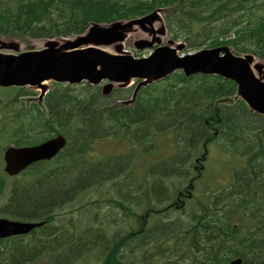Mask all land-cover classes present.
Here are the masks:
<instances>
[{
	"label": "trees",
	"instance_id": "trees-1",
	"mask_svg": "<svg viewBox=\"0 0 264 264\" xmlns=\"http://www.w3.org/2000/svg\"><path fill=\"white\" fill-rule=\"evenodd\" d=\"M158 8L166 9L171 38L186 42L188 49L228 45L264 60V0H0V36L68 37L84 33L92 22L130 20ZM149 89L129 108L105 104L109 100L98 95L73 98L63 91L48 102L47 114L13 110L6 123L0 120V139L16 147L39 144L49 132L69 139L57 158L15 178L0 202V217L44 222L27 235L0 239V264H228L237 259L264 264V116L251 114L239 99L228 103L236 85L218 76L175 73ZM18 101L12 93L0 96V116ZM14 123L16 128L6 132ZM110 137L144 154L93 159L94 146ZM162 138L174 152L147 168L148 179L133 177L136 159L156 151ZM218 139L240 161L230 184L209 189L189 210L176 208L172 202L195 188L209 159L205 148ZM108 169L124 174L126 181L118 184L142 191L138 199H146L131 206L106 202L136 222L112 237L107 225L118 224V214L110 218L100 201L90 199L111 182ZM7 185L0 176V194ZM74 212L77 219H86L88 212L93 218L67 219ZM159 228L168 232L155 240ZM146 237L153 243L139 242ZM133 243L136 250L124 256ZM85 252L90 255L83 260Z\"/></svg>",
	"mask_w": 264,
	"mask_h": 264
},
{
	"label": "water",
	"instance_id": "water-1",
	"mask_svg": "<svg viewBox=\"0 0 264 264\" xmlns=\"http://www.w3.org/2000/svg\"><path fill=\"white\" fill-rule=\"evenodd\" d=\"M160 12L157 10L144 18L110 26L93 24L85 35L73 40L48 41L45 48L39 51L22 53L20 43L0 40V51L18 53H0V87L30 85L41 89L44 96L48 90L44 83L48 81L77 84L89 80L97 85L109 80L126 87L138 79L141 82L135 91V99L141 87L182 70L186 77L196 74L218 75L234 81L237 96L248 104L250 111L264 115V63L254 64L256 59L253 55L237 57L230 47L225 46L181 57L178 52L185 45H176L172 41L169 44H175L173 48H157L148 58L135 59L125 52L123 43L136 26L154 36L152 41L136 42L137 49L153 48L155 43L161 42L155 36L165 35V27L158 31L154 29V24L161 21ZM111 45L119 55L99 48ZM84 46L87 48L81 49ZM112 90L113 85L108 84L104 94L108 95ZM64 145L65 140L60 137L36 147L10 148L5 154L6 172L17 175L36 161L51 159ZM42 225L0 220V238L24 235ZM241 263V260H237L230 264Z\"/></svg>",
	"mask_w": 264,
	"mask_h": 264
},
{
	"label": "rangeland",
	"instance_id": "rangeland-1",
	"mask_svg": "<svg viewBox=\"0 0 264 264\" xmlns=\"http://www.w3.org/2000/svg\"><path fill=\"white\" fill-rule=\"evenodd\" d=\"M164 18L165 17H163V19L160 22L156 23L155 27L157 29L160 30V29H162V27L165 26ZM151 37H152V35L149 32H145L143 29L136 27L129 34L127 40L124 43V48H125V50L131 52L135 56H138V57L145 56L146 57V56H148L150 54L151 50L138 51L134 47V44L138 40L151 39ZM170 37L171 36L168 33L166 35L159 36L158 39H160L161 42H160V44H157L156 46L166 45L167 42L169 40H171ZM184 43L186 44V47H185L184 51L182 53H180L181 55L192 54V53L198 52L199 50H202L204 48V47H202L200 49H198V48H196V49H188L187 48L188 47L187 43L186 42H184ZM30 45H32L31 48H34V49L42 48V46L44 45V40H31L30 41ZM22 48H24V46H22ZM103 48L105 50L109 51V52L115 53V47L114 46L103 47ZM49 85L51 86L52 84L49 83ZM84 88L92 89V88H89L88 86H83L81 88L75 89L74 92L71 93V95L74 96V95L80 94L82 89H84ZM94 90H96V91H93V92H95L97 94L102 93V87H101V89H94ZM97 91H99V92H97ZM122 94H123V96L126 95L124 93H122ZM81 95H82V97L84 96V94H81ZM130 96H131V94H130ZM29 97H35V95L29 96ZM29 97H26L25 101H27ZM108 102H110V101H107V103ZM229 102H231V104H234L233 103L234 102V97L231 98V100H229ZM13 106L16 109H19V104L18 103L13 105ZM29 107H31V104H26V108L23 107L24 111H27L29 109ZM20 110H22V107H20L19 111ZM12 111H13V109L11 107L3 110V113H2L3 115L0 116V120H4V122L6 123L7 115L9 113H11ZM0 125H1V123H0ZM16 126H17V124L14 123L11 127H9L7 129L6 132H12V130L14 128H16ZM48 136H49V134H47L46 137L48 138ZM4 137H7V134H5ZM156 140H159V139H156ZM102 142L103 141H100L94 146V151H93V155L92 156L97 158V159L107 158L109 156L115 157V156L118 155L117 153L124 152V151H126L127 149L130 148V144L129 143H127L125 141L116 140V139H113V138H110V140H107L106 141V143H107L106 145H102L101 148H98L99 145L102 144ZM10 143H11L10 141H6V140H3V139H0V153H1V157H0V176L5 178L6 179V183H8V184H10L12 182V179L11 178L9 179V177L6 174H2V173H4V168H5L4 161L2 160L3 159V155L2 154L4 153V150H6L8 146H10L9 145ZM159 144H160V146H159V148L156 151H154V152H152L150 154H146L144 156L140 155V157L136 159V161H135L136 170H135V173H134L133 177H135V178H137L139 180L148 179V177L145 174V171L147 170V168L149 166H151L152 164L158 162V161L164 160L166 158V156L171 155L174 152V150L176 149V148H171L170 146H168L167 145V141L164 138L160 139ZM120 154H122V153H120ZM208 155H210V157L208 159V162H207L206 166L204 167L205 168V172H204L201 180L198 181V183H196V187H195V192L194 193H195V196L197 197V199H200L201 198L200 196L202 194H205L209 189L210 190H217V189H221V188L229 185L230 182H231L230 178H231L233 170L235 168H237L238 166H240L239 158L237 156H235L234 154H232L231 152H229L226 149L225 146L223 147V141L220 140V139H218L214 143V145L210 146ZM1 160H2V163H1ZM110 170L111 169H108V171L106 170L107 173H105V174H107V176L108 175L110 176L111 174H114L113 170L111 172H110ZM228 175L230 176L229 179L227 177ZM151 178H153V177H151ZM118 180L119 179L114 180L113 183L120 190L113 189L112 187H110L109 189H106L107 191L111 192V193H109V196H107V198L110 199L111 196H112L113 198L121 199V200L124 201L125 205L129 204L128 206L134 205V202H136V201L138 202V200L142 199V198L138 199V196L142 194V191H140V190L137 191L136 190V193H134V194L127 193L126 192L127 190H121V189H126V188H124L123 184H118ZM166 184L169 185L170 182L166 183ZM161 185L162 184H158L157 187H159ZM157 187H155V190H157ZM144 191H146V190H144ZM8 192H9V189L7 188L5 194L6 193L8 194ZM121 192H125V193L121 194ZM145 193H147V192H145ZM157 194L158 193L156 192L155 195H157ZM155 195L149 194L147 197H150V196L154 197ZM91 196H93V197H91L90 199L98 200V201H100L102 203V205H103L102 213L103 212H108V216L110 218L116 217V214H115L116 211L114 209H110L112 207H107V205H106V202L108 201V199H102L101 196L96 195V194L91 195ZM162 197H165V195H163ZM3 199H4V196L0 195V202L3 201ZM124 199H126V200H124ZM142 200H146V199H142ZM192 201H194V199ZM140 211H141V209H138V212H140ZM90 213L85 215L86 219H92L93 218V216H92L93 213H91V214ZM67 214H68L67 219L73 215L77 222L79 220L87 221L84 218L77 219L78 218V212H74L72 214L67 213ZM117 216L121 217L120 214H118ZM182 219H184V217H182ZM62 221L64 222V217L62 218ZM123 221H125V222H119V224L110 223V224L107 225V232H108V235L110 237L114 236V234L117 231H120V230L122 231L123 229H129L130 227H135V222L133 220L128 221L126 219H123ZM189 225L191 226V224H189ZM160 229L161 228L158 229L157 233L155 234V237L164 236V235L167 234L168 230H166L167 232H164V231L161 232ZM90 232L91 231H88V233H90ZM139 242H141V240ZM147 242L148 241H146L145 239L144 240L142 239L141 243H147ZM135 247H137L136 244H134V243L131 244L129 246V248H127V253L124 256H127L133 250H136ZM123 250H124V248H123ZM123 250H122V252H123ZM88 255H90V254H86V252H85L83 260L86 259ZM138 256H139V258H141V262L143 263L142 254H139ZM135 260H137V259L135 258ZM88 264H90V260H89Z\"/></svg>",
	"mask_w": 264,
	"mask_h": 264
},
{
	"label": "bare ground",
	"instance_id": "bare-ground-1",
	"mask_svg": "<svg viewBox=\"0 0 264 264\" xmlns=\"http://www.w3.org/2000/svg\"><path fill=\"white\" fill-rule=\"evenodd\" d=\"M94 101H95V100H94ZM91 105H92V104H91ZM118 156H120V155H117V156H115V157H118ZM109 157H112V156H109ZM115 163H117V162H115ZM118 164H119V163H118ZM118 164H117V165H118ZM154 164H155V163H154ZM152 165H153V164H152ZM107 167H108V166H107ZM107 171H108V170H107ZM111 171H112V169L110 170V172H111ZM113 172L115 173L114 170H113ZM105 173H107V172H105ZM106 175H107V174H106ZM111 175H112V174H111ZM108 176H109V175H108ZM131 185H132V184H131ZM130 195H131V194H130ZM124 200H126V199H124ZM129 202H130V201H129ZM134 203H135V202H134ZM127 204H128V203H127ZM128 205H129V204H128ZM188 219H189V222L192 220V214H189V215H188ZM192 221H194V220H192ZM190 223H191V222H190ZM192 224H193V222H192ZM151 234H152V233H151ZM153 234H154V233H153ZM159 235H160V234H159ZM212 235H213V234H212ZM149 236H150V235H149ZM149 236H148V237H149ZM213 236H214V235H213ZM148 237H146L145 240L148 241L149 244H150V243H153L152 240H147ZM217 237H218V236H217ZM152 238L156 240V239L158 238V236H157V237L152 236ZM121 242H122V241H121ZM141 242H142V240H141ZM109 244H110V243H109ZM96 245H97V244H96ZM111 252H112V251H111ZM237 260H241V259H237ZM237 260H234V261H237ZM234 261H231V262H234ZM241 261H242V260H241ZM242 263H243V262H242ZM242 263H241V264H242Z\"/></svg>",
	"mask_w": 264,
	"mask_h": 264
},
{
	"label": "flooded vegetation",
	"instance_id": "flooded-vegetation-1",
	"mask_svg": "<svg viewBox=\"0 0 264 264\" xmlns=\"http://www.w3.org/2000/svg\"><path fill=\"white\" fill-rule=\"evenodd\" d=\"M188 198H190L191 199V195H188ZM185 203V202H184Z\"/></svg>",
	"mask_w": 264,
	"mask_h": 264
}]
</instances>
